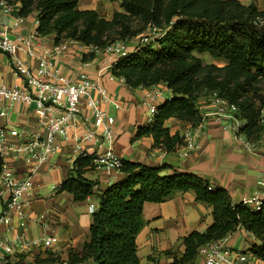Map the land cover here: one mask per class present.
Wrapping results in <instances>:
<instances>
[{"label":"trees","instance_id":"trees-1","mask_svg":"<svg viewBox=\"0 0 264 264\" xmlns=\"http://www.w3.org/2000/svg\"><path fill=\"white\" fill-rule=\"evenodd\" d=\"M79 0H0V4L21 5L19 14L38 12L40 36L56 35V42L71 39L86 46L105 48L116 41L133 42L127 56L111 68L132 88L164 85L172 97L157 107L154 121L138 129L137 137H152L154 146L166 151L183 143L179 133L171 134V118L196 124L201 119L198 102L216 92L237 108L245 122L240 133L251 141L264 138V10L255 1L240 0H122V10L106 18L96 10H80ZM151 40L144 43L141 39ZM209 55L225 63H204ZM96 154H81L61 186L84 201L99 194L98 182L85 174L97 168ZM118 170L125 178L99 196L93 212L88 240L82 250H71L62 263L50 250L37 253L27 264H141L138 235L146 203H163L176 193L194 192L198 202L213 209V223L204 231L183 238L184 252H169L172 259L150 264H195L199 249L222 240L240 228L259 241L251 254L264 261V204L254 210L244 202L234 203L223 187L206 179L175 170L162 175V168L122 160ZM16 257L13 264H26Z\"/></svg>","mask_w":264,"mask_h":264},{"label":"crops","instance_id":"crops-1","mask_svg":"<svg viewBox=\"0 0 264 264\" xmlns=\"http://www.w3.org/2000/svg\"><path fill=\"white\" fill-rule=\"evenodd\" d=\"M240 1L244 4L255 1L257 7L264 10V0ZM121 4L122 0H79L78 8L96 10L106 18H111L116 11L122 10ZM20 7L19 3L0 4V33L6 32L18 45L17 55L26 63L32 74L37 73L43 58L53 65V74L48 78L52 81L63 77L71 83H76L80 76L85 74L102 87V92L98 89L92 90L91 96L115 119L114 150L121 160L162 168V175H172L175 170L198 175L214 187L225 188L234 203H241L245 198L254 196L264 171V148L248 149L245 137L240 140L234 132L224 129L222 115L219 116L222 120H217V116H205L215 110L210 98L199 99L201 119L198 123L174 118L166 122L171 134L181 135L182 144L177 145L173 151L156 147L152 137L138 138V129L151 125L149 119L152 108L157 109L166 99L171 98V90L164 85L155 86L163 88L165 96L159 103L150 105L145 99L149 88H132L124 78L112 74L110 66L117 60L116 56L71 39L56 42L54 34L36 37L28 43L30 36L38 29V12L21 16ZM210 58L213 61L209 63L225 65L221 60L211 56ZM24 83V77L12 64L9 55L0 51V87H21ZM6 104L2 101L0 105L5 108ZM117 104L120 107H117ZM62 112L59 109L54 110L56 115ZM81 112L83 117L91 118L86 97L82 98ZM234 113L237 114L235 111ZM39 115L40 109L36 102H20L15 105L14 111L0 117V129L17 128L23 134L22 137L15 138L6 133L5 144H18L32 135L46 139L48 132L45 126L39 124ZM242 124L245 122L242 121ZM86 129L87 124L83 120L78 121L70 128L67 137L57 138L54 145L58 148L48 152L47 163L39 165L32 158L5 160L13 171L30 176L31 188L24 197L22 209L11 214L10 226L2 225L0 233L15 246L18 253L29 257L31 263L35 258L27 244L31 239L44 235L58 237L59 243L50 251L55 253L62 263H67L72 249L82 250L93 222V213L89 207L94 205L96 210L100 201L98 195L125 178L122 171L100 166L96 162L97 168L88 171L85 177L89 181L98 182L99 194L84 201H75L72 194L60 190L61 184L69 177L70 168L81 154L98 153L95 146L82 141ZM190 133L195 134L198 148L188 147L187 137ZM50 184L51 191L47 188ZM3 211L4 200L0 198V216ZM141 220L142 229L137 239L141 264H150V258H155L161 263L171 261L169 252H184L185 236L195 230L204 231L214 221L212 207L198 202L194 192L176 193L163 203H146ZM223 242L234 252L245 256L244 260L234 258L232 264H264V261L251 254V247L259 241L246 229L240 228L229 234ZM37 253L39 251L35 255ZM92 263L89 261L85 264ZM195 264H203L202 258L198 257Z\"/></svg>","mask_w":264,"mask_h":264},{"label":"built area","instance_id":"built-area-1","mask_svg":"<svg viewBox=\"0 0 264 264\" xmlns=\"http://www.w3.org/2000/svg\"><path fill=\"white\" fill-rule=\"evenodd\" d=\"M39 36L38 32H35L30 36L28 43ZM141 40L144 43H148L151 38L144 36ZM94 48L98 49L97 47ZM101 50L117 57V60L110 66L112 68L117 65L120 58L127 56L129 45L126 41L121 40L110 43ZM0 51L9 55L12 64L20 71L25 80L24 85L21 87H0V104L2 101L7 103L5 108L0 105V117H5L8 113L14 111L17 103L36 102L40 109L39 124L45 126L48 132L46 139L32 135L26 137L18 144H5L6 133L15 138L22 137L23 134L17 128L0 129V198L4 200V211L0 216L1 227L2 225L10 226L12 221L11 214L17 213L22 209L24 197L31 188L30 176L13 171L6 164V159L19 158L28 160L32 158L39 165L47 163L49 161L48 152L56 151L58 148L57 145H54L55 140L60 137H67L70 128L75 126L78 121L83 120L87 124V129L82 141L95 146L98 150V153H96L98 165L118 169L122 165V160L116 155L114 150L116 139L114 131L115 119L107 110L102 109L91 96V92L94 89L102 92V87L97 82L91 81L85 74H82L76 83H71L63 77L52 81L48 78L53 74V65L43 58L40 60L37 73L32 74L26 63L17 55L18 45L6 35V32L0 33ZM164 96L165 91L163 88L153 87L147 89L145 99L148 104L152 105L162 101ZM83 97L87 98L91 118L83 117L82 115L81 101ZM210 100L215 110L205 116H217V120H222L223 118L224 129L234 132L240 140L245 137V145L248 149L264 148V138L259 141H251L240 133L243 124L242 120L238 118V114L235 115L234 113V111L238 112L235 106L230 105L227 100L221 98L216 92L210 95ZM117 107L120 106L117 104ZM55 109L63 112L60 115H56L54 113ZM151 111L149 121L153 122L157 113L156 107H153ZM221 115L223 116L222 118L219 117ZM261 122L264 123V110L262 111ZM187 140L189 148H198L199 145L196 142L195 134L190 133ZM262 155L264 157V152ZM243 202L254 210L261 209L264 204V171L259 180V189L252 198H245ZM89 209L93 213L95 211L94 205H91ZM58 243L59 239L56 235H44L43 237L31 239L27 246L35 258L37 251L52 250ZM17 256H19L18 260L23 263L31 262L29 257H23L21 253H18L15 246L0 233V264H13ZM199 257L202 258L203 264H232L233 259L236 257L242 260L245 259L242 253H236L232 248L228 247L223 242V239L212 241L202 246L199 249Z\"/></svg>","mask_w":264,"mask_h":264},{"label":"rangeland","instance_id":"rangeland-1","mask_svg":"<svg viewBox=\"0 0 264 264\" xmlns=\"http://www.w3.org/2000/svg\"><path fill=\"white\" fill-rule=\"evenodd\" d=\"M127 42L131 44L133 41L130 39ZM202 58H203V61H204L205 64L213 61L212 58H210V56H203ZM219 64L223 65L221 63H219ZM47 188L51 191V184Z\"/></svg>","mask_w":264,"mask_h":264}]
</instances>
